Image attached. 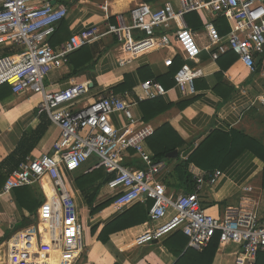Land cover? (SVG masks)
Masks as SVG:
<instances>
[{
	"label": "built area",
	"instance_id": "obj_1",
	"mask_svg": "<svg viewBox=\"0 0 264 264\" xmlns=\"http://www.w3.org/2000/svg\"><path fill=\"white\" fill-rule=\"evenodd\" d=\"M200 11L236 25L226 35L210 23L205 25L208 43L204 50L209 51L210 58L216 61L231 53L246 70L252 71L256 58L264 54V0H178L177 7L168 2L157 8L140 3L129 11V24L120 19L118 26L106 25L105 31L91 26L55 48L49 41L67 15L65 5L52 6L46 0H0V50L15 53L0 58V86H8L12 95H39L37 114L46 115L59 131L52 154L26 158L3 185L5 194L36 185L45 197L34 222L10 238L15 245L23 243L25 251H21L20 259L51 253L74 264L79 258L83 227L62 173H76L93 158L98 160L96 168L103 169L109 177L106 188L115 212L123 213L137 204L149 205L146 228L132 240L135 248L161 243L181 232L189 248L199 252L215 238L220 248L238 246L244 264H254L257 254L264 252V219H258L253 211L228 207L215 218L201 207L202 186H215L223 177L221 171L201 173L195 178L194 191L178 196L161 182L160 177L169 173L170 166L166 161L152 160L145 144L154 135V128L133 115V107L140 102L166 94L161 84L144 81L136 95L130 93L121 98L111 92L77 109L87 96L85 85H70L56 92L44 87L48 74L67 66L70 55L107 35L115 36L121 52L131 57L119 61L121 67L142 54L171 46L185 61H192L201 49L184 17ZM201 75L200 69L184 63L173 77L174 85L183 96L194 95V82ZM255 103L264 108V94ZM114 114L126 120L124 128L112 126ZM130 151L144 164L143 169L125 165ZM42 224L47 233L44 242L40 236Z\"/></svg>",
	"mask_w": 264,
	"mask_h": 264
},
{
	"label": "crops",
	"instance_id": "obj_2",
	"mask_svg": "<svg viewBox=\"0 0 264 264\" xmlns=\"http://www.w3.org/2000/svg\"><path fill=\"white\" fill-rule=\"evenodd\" d=\"M46 1L50 4L54 2ZM168 2L177 7L178 0H157L150 4L143 0H64L63 5L67 7V15L50 38V45L53 48L58 47L72 34H77L91 26H97L105 31L106 25L118 26L120 19L125 24H129V11L140 3L157 8ZM184 22L195 35L196 44L201 49L199 56L192 61H185L176 47L171 46L142 54L121 67L118 62L131 57L121 52L115 36L107 35L70 55L69 64L51 71L44 81V87L49 92H56L75 84L85 85L88 89L87 96L75 109L92 102L99 95L105 96L111 92L121 98L125 94L136 95L139 93V85L144 81L161 84L166 94L157 99L164 108L146 124L154 128V133L156 130H161L164 143L177 145L174 150L178 151L177 158L168 159V153L166 158L161 160L168 162L170 171L160 177L167 190L175 196L187 193L188 189L183 185L181 171L175 167L179 162L187 161L208 136L214 132L228 134L233 129L243 131L248 126L247 119H253V122H257L260 126L264 124V116H262L264 108L255 103V99L264 94V54L256 58V61L259 60L252 71L246 70L238 58L231 53L213 61L209 51L204 50L208 43L205 25L212 24L221 35H226L236 25L224 18H213L205 11L185 15ZM4 50L10 49L0 51ZM94 56L95 64L89 66L86 62ZM184 63L202 72L201 77L194 82L195 94L190 96H183L175 87L173 80L175 75L173 73H176ZM125 81L130 90L124 93L118 91L120 86L125 85ZM40 100L39 95H12L8 86H0V167H2L0 169V241H2L0 264H72L62 261L57 254L51 253H39L32 258L22 260L20 253L25 251L24 246L21 245L22 238L20 237L21 244L18 245L14 244V239H10L15 232V226L28 217L29 212L18 207L13 191L3 193L6 176L17 169L26 158L34 159L41 155L52 154V147L59 138L58 128L48 117L37 114ZM147 113L150 115L151 111ZM133 115L137 120L145 123L139 104L133 107ZM111 123L113 127L122 129L127 122L120 114H114ZM150 147L147 141L145 149L152 158L154 154ZM191 148V152L183 158L182 152ZM124 163L135 168V164L140 163L144 168V164L131 151L125 157ZM96 165L91 159L76 173H62L63 179L65 177L70 182L71 191L66 184L65 186L75 199L78 220L83 227V249L74 264H176L180 257L191 249L188 241L186 243L183 237L177 236V233L181 232L172 234L158 244L139 248L132 246L133 238L146 228L147 220L111 234L106 244L97 240L104 226L132 207L123 213H118L110 205L92 213L95 208L110 200L109 191L106 185L102 184L93 204L87 203L95 188L103 183L104 176L98 179V174L103 172V169L96 168ZM263 166L258 158L245 151L227 169L221 171L223 177L215 186H202L199 198L206 214L215 218L220 217L226 208L231 207L237 211H253L258 219H264V190L261 188ZM186 171L194 185L195 178L205 172L194 165H189ZM82 175L95 176L98 180L85 191H81L75 181ZM35 188L40 191V187ZM177 192L180 193L176 194ZM47 195H50L49 191ZM43 198L45 200L44 195ZM40 205L37 206L34 216ZM82 211L86 214L83 221ZM44 228L46 227L42 224L40 236L43 242L47 239ZM34 244L32 242L33 246ZM181 249L183 252L176 256L174 251L178 252ZM79 253L80 251L76 252V255ZM188 263L192 264L194 260L189 258ZM212 264H244L240 248L235 245L223 248L217 246ZM254 264H264L263 252L258 255Z\"/></svg>",
	"mask_w": 264,
	"mask_h": 264
},
{
	"label": "trees",
	"instance_id": "obj_3",
	"mask_svg": "<svg viewBox=\"0 0 264 264\" xmlns=\"http://www.w3.org/2000/svg\"><path fill=\"white\" fill-rule=\"evenodd\" d=\"M49 1H54L56 4H65L64 0ZM143 1L150 4L151 2H156L157 0ZM13 55H15V53L10 50H4L2 52L0 51V58ZM86 63H89V66L95 64V56L93 58L90 57ZM124 84L125 85L120 86L117 90L123 93L124 91L128 92L130 89L127 87V82L125 81ZM139 106L141 108V111L143 112V120L145 123H148L164 108L162 107L163 105L160 101H158V99L140 102ZM147 111H151V114L148 115ZM161 133V130H156L154 135L147 140L154 154L152 156V160L155 162L164 160L166 158L165 156L168 153L174 151L177 148V145L171 146L169 145V142L164 143V141H162L164 137ZM245 151L252 153L264 165V145L257 139L248 136L243 131L238 129H233L228 134L214 132L198 146V148L188 157L187 161L179 162L175 169H179L181 171L183 185L187 186L188 188L187 193H192L194 191V183L191 180V176L186 171L189 165H194L195 167L205 172H213L215 170L224 171ZM135 166L136 168H143V165L140 163L135 164ZM0 169H2V167H0ZM103 176V183H101L99 187L95 188L94 193L87 200V203L89 205L93 204L99 193V190L101 189L102 184L106 185V182L109 179L104 170L103 172L98 174V179ZM98 179L95 176L82 175L77 177L75 182L79 190L85 191L86 188L91 187L95 182H97ZM261 188L264 190V166L262 170ZM35 190L36 189H33L32 187H25L13 190L12 192L18 207L21 209H26L29 212V216L25 217V219L20 224L15 226V231L28 226L29 224H31L32 221H34L35 210L37 206H39L44 200L43 195H38L36 192L37 190ZM112 203L113 200L110 199L105 204L95 208L92 213L101 211L104 208H107L112 205ZM148 209V204L135 205L130 210L126 211L122 215L117 216L106 226H104V228L98 235L97 240L102 244H106L109 241V236L111 234L120 232L127 228H131L137 224H142L145 220L148 219ZM177 236L183 237L187 243L188 240L182 235V233H177ZM1 242L2 241H0V244ZM217 246L218 239L215 238L212 244L208 247V249H206L202 253H197L191 249H188L186 253H184V255L180 257L179 261L176 264H189V258H192L194 260V263L192 264H212L213 258L217 250ZM182 252L183 249L178 252L174 251V254L176 256H179ZM261 253L262 252L258 253L257 257ZM195 259L197 260L195 261Z\"/></svg>",
	"mask_w": 264,
	"mask_h": 264
},
{
	"label": "rangeland",
	"instance_id": "obj_4",
	"mask_svg": "<svg viewBox=\"0 0 264 264\" xmlns=\"http://www.w3.org/2000/svg\"><path fill=\"white\" fill-rule=\"evenodd\" d=\"M262 116H264V114H262ZM253 121H254L253 119H247L246 122L248 123V126L245 129H243V131L245 133L248 132L247 134H249L250 137L257 139L258 141H260L264 145V124H262L260 126V125H257V122H253ZM246 130H247V132H246ZM92 161L94 162V164H97V162H98V160L96 158H93ZM64 182H65L67 188L71 191L72 188H71L69 180H67L64 177ZM35 187L36 186H32L33 189H36ZM36 192L38 195H42L39 190H37ZM179 193L180 192H177L176 194H179ZM176 196H178V195H176ZM84 217L86 218V214L82 211V221L84 220Z\"/></svg>",
	"mask_w": 264,
	"mask_h": 264
},
{
	"label": "water",
	"instance_id": "obj_5",
	"mask_svg": "<svg viewBox=\"0 0 264 264\" xmlns=\"http://www.w3.org/2000/svg\"><path fill=\"white\" fill-rule=\"evenodd\" d=\"M51 5H55V3L52 2ZM258 60H259V59H257V61L255 62V66H256L257 63H258ZM191 150H192V148L183 151L182 154H181V156H182L183 158L186 157V156L191 152ZM177 156H178V151H173L172 153H169V154L167 155V158H168V159H175V158H177Z\"/></svg>",
	"mask_w": 264,
	"mask_h": 264
},
{
	"label": "bare ground",
	"instance_id": "obj_6",
	"mask_svg": "<svg viewBox=\"0 0 264 264\" xmlns=\"http://www.w3.org/2000/svg\"><path fill=\"white\" fill-rule=\"evenodd\" d=\"M40 259V258H39ZM33 263V262H32Z\"/></svg>",
	"mask_w": 264,
	"mask_h": 264
}]
</instances>
